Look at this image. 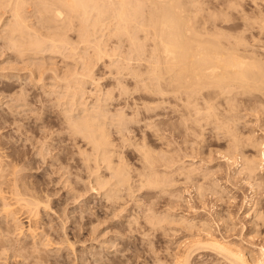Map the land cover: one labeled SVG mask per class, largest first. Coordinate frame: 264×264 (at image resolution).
Here are the masks:
<instances>
[{
  "label": "rangeland",
  "instance_id": "obj_1",
  "mask_svg": "<svg viewBox=\"0 0 264 264\" xmlns=\"http://www.w3.org/2000/svg\"><path fill=\"white\" fill-rule=\"evenodd\" d=\"M45 2L46 0H37V2L36 0H27V4H30L27 8V11L29 12L27 13V15L29 14L28 19H32L29 21V23L31 21L33 22L30 23V26H33L34 24L32 28L36 30V33L39 29V34L40 36H42L41 38L44 41H47L48 44L51 43L50 41L52 40H57L56 42H58V38L65 39V41L67 38L66 44L68 43L69 45L67 44L64 47L59 46V49L57 48L59 52H55V49H51V45L49 46L47 44L46 48L43 49V51L36 52L32 50L30 51L32 52L31 54L30 52H28L30 56H34L33 58L28 55L27 61H29L30 63L24 62L27 63L24 64L18 62L19 60L17 59V56H15V52H13L14 49L12 47H9L11 46L10 44H7L5 34L3 35L4 32H0V35H2L0 37V154L3 158L2 160L4 164L7 165L6 167L9 166L8 168H10L15 165L14 167L17 170L19 169L17 175H19L18 178L21 182L18 184L21 185V183H24V185L28 187V189H33L37 194H39L40 197L45 196L43 199H45L47 196L49 197L48 199L51 200V208L46 211L47 213L44 212L41 215V221H43L45 224L40 221V223L45 225V234H50H48L49 236L46 237L47 242L45 241V243H48V240L51 241L46 244L48 245V247H44V249L41 247L43 251H45L47 248L46 251L48 252L45 251V255L49 253L48 255H46L47 257H45V255L43 254L44 257L48 259L50 257H53V259L56 258L57 260L61 257V262L66 260L64 264H175L176 258L183 255L181 253L187 251V248L188 250L190 248L191 251L199 248L197 251L193 252L194 255L192 253L190 264H230L231 262L228 258L225 259H228L227 261L230 263H228L223 258L224 255H219V253L215 250L217 252L216 254V252L213 251L212 247L209 246L208 249H205V246H207L206 243H204L205 246L201 243L196 245L199 242L198 240L202 239L201 235H199V233L195 231L197 229L195 228L194 230L190 227V224H195L196 221L199 224L201 222L209 224L208 226H211L210 229L217 238L222 240L225 239V241L234 244L236 248L239 247L240 250L243 249L242 251H244V254H246L247 257L250 256L251 258L252 255L250 254L255 253L253 254V257H257L255 259L260 260V250L258 251V249L262 246L264 247V242H261L260 239L257 240V237H254L255 234L251 233L252 224L250 223L253 220L251 217L255 216V211L260 210L262 214H264V158L261 159V156L264 155V145L262 146V144H264V93L262 94V92L264 91L259 93L253 90L252 92L247 94L244 92V94L242 93L243 90L241 88V90L237 88V91L239 90V92H237L236 90L234 92V96H236V99L234 98L235 101L233 99H230V101L233 100V102L228 103V99L225 102L226 99L222 96L216 97L215 92H217V90L213 91L211 89V92L205 90L204 95H210L207 97L205 96V98L207 99L209 105H213V114H215V116L217 115L216 118L210 113H208V116H213L211 119L206 116L207 112L209 111H206V109L208 108H205L208 104L205 98L204 100L199 101V105L204 107V113L202 110V112H200L203 115L194 112L195 115L193 113L194 116L192 115V119L190 118L191 116H183V113L187 110L184 109L186 108V106L182 105L185 104L182 103V99L178 97L173 99V95L172 97L168 95V98H166L167 100L164 101L159 95H157L159 96L157 97L155 94H150V92L142 89L144 85H147L148 83L150 84V79L149 81H147V78L146 81L140 79V81L137 76H135L136 73L141 75L145 74L148 72L147 70L151 68L149 64L152 63V60L151 58L148 59L150 56L148 54L153 50L154 43L152 40L145 41L147 48L146 50L149 51H146V58L144 57L139 60L136 54L132 52V50H128L132 49V47L126 37L120 36L118 37V40L115 36H112L113 38L110 37L106 33V31L105 34H102L103 31H99L97 35L89 36L92 39H87V36H82V33L84 32H82L83 30L80 27L82 23L78 18H75V16L72 17V15L68 13V11H66L67 9L64 8V11L62 7L60 9L65 12V17L63 16L64 18L62 20L59 19L56 21V19H54L55 17L53 12L48 14V12L44 10V8H46L47 10H51L54 7L44 6ZM175 2L178 3L177 5H179V8H186H184L186 11V15L190 14L192 17L189 15L188 16L191 18L196 17V20L199 22L197 23L198 25H202L204 21L207 23L209 22L210 25L209 23L207 24V26H209L207 27V29H209L212 24H216V26L218 27L216 28V30H221L222 32L226 33L224 35V33L220 31L226 38L231 39L230 41L228 39V41L232 42L233 44L230 45V43V46L240 49V51L242 52H240L241 54H248L246 56H252V59H257V62H260L264 67V0H177ZM45 5L49 4L46 2ZM147 8L148 7H146L144 11H148L149 9ZM38 10H44V13H39L38 16ZM46 14L49 19L47 18ZM146 14L148 15V12H146ZM45 16L48 20L44 19ZM6 17L5 22H3L2 24L6 25L10 22V15H6ZM39 17L40 19H42L43 17V19L40 21ZM71 17L77 20H70L69 18ZM213 19L215 21H213ZM54 20L55 24L58 25L60 22V25H53ZM65 22L67 25H65ZM106 23L109 26L108 23L110 22L106 21ZM51 26L53 29L50 28ZM53 26H55L56 28ZM59 27L62 29H60ZM214 27L215 25H212L211 27L212 29H214L212 33L215 32ZM59 29L60 31L63 30V33H59ZM90 30L91 28H89V31ZM36 36L40 37L37 34ZM62 36L65 38H63ZM53 37H55V39ZM80 37L83 39H81ZM98 37L99 39H97ZM138 37H140L141 41L145 39L142 33L139 34ZM236 39L238 41L240 39L242 45L239 42L238 46L237 43L234 46V42L237 41ZM94 41H97L98 45H103L105 43L104 45H106L107 53L112 56L107 57L108 55H106L104 58L100 59V61H98V57H96L97 60H95L96 58L89 59L91 61H94L92 63L93 68L89 69L88 64L91 62L88 60V58H90L92 54V58L95 57V55L97 56V43H95ZM98 41H100V43ZM91 44L95 46L93 47V45ZM56 45L58 44L56 43ZM227 45L228 44H226L225 48L228 49L230 46L228 45V47ZM71 46H73L72 48H75L74 52L72 51ZM107 46L109 48H107ZM86 47H90V49ZM48 48H50L51 50ZM93 48L96 50H94ZM34 52L36 55H38L36 56ZM42 53L45 55H40ZM113 53H115V55H113ZM78 55H80L82 60L81 58H78ZM75 57L77 58L75 59ZM15 58L17 60H15ZM35 58L38 59L35 60ZM83 59L85 62L88 61L89 63H85ZM30 60H32L33 62ZM142 60L146 61L144 62ZM84 64H86L87 66ZM89 66H91V64H89ZM38 67L39 70H37ZM35 68L36 72L34 71ZM85 69L91 71L90 75H92L91 78L92 80L94 79V83L92 80V82H86L90 80L82 78L86 75L88 76V78L90 76L88 70ZM128 69L133 70L130 72ZM85 72L86 74H84ZM32 73H34L35 75L32 76ZM36 73L39 74L36 75ZM18 75L20 76V79H18ZM6 76H9L8 79L6 78ZM145 76L147 77V74ZM166 76L169 77L168 75ZM76 77L78 79H76ZM81 79H84L82 81V84ZM168 79L169 78H167V80ZM68 80L70 81L69 83H67ZM75 80L79 81L78 84H80V86L83 85L82 92L85 93L84 95L83 93L79 94L84 98L82 99V97H79L80 102H84L83 106H86V108L89 107V110L91 109L92 111L95 108L94 111L100 110V113L103 112L104 115L105 113L106 115H108L106 118V121L107 119L109 120L107 121V125L109 128L108 131H111L109 133L112 134V137L110 135V141L114 143L112 145H115L114 148H116L117 150H115V157L119 158V156L121 155L119 161L118 158L116 159L114 157V159H116V163L120 164V166L122 167L127 165L128 169L126 167L124 168L125 170H129V174H127L129 177L127 179H130V182L128 180L127 181L130 185L125 184L126 186L123 185L124 188H121V186H119V188L117 189L114 184V182L116 183V178L111 176V173L107 171L103 166L104 164L96 163L95 159L98 157V154L96 152L93 153L91 147H87L86 142L82 140V136L75 134L74 128H72L74 126L73 123L79 122L80 117L83 116V110H81L80 106H77L80 103L78 99H76L77 102L75 101L76 103H78L77 105L72 101L75 99L74 95L76 93L74 91L77 92V86H79L77 84V81ZM69 85H75L76 89H74L73 86L72 88L74 89V91H71L73 89L71 88L70 90ZM139 87H141L142 90ZM121 88H123V90L125 91H123ZM83 89L86 90L84 91ZM21 90H23L24 92H21ZM54 90L57 92H55ZM69 92H73L75 94H72L71 96ZM205 92L209 93L207 94ZM215 97L217 100L215 99ZM211 99H214V101ZM99 100L103 102L99 103ZM162 100L164 101L163 104ZM158 102L159 104H157ZM201 102H204L203 104H206V106H204ZM143 103L147 108L143 105ZM134 105L138 109L137 111L135 110L136 108L133 107ZM209 105L207 107H209ZM231 105H233V107ZM97 106H99V108ZM76 108L80 109L77 110ZM103 108L105 111L102 110ZM182 108L184 109V111ZM67 109L68 111H66ZM67 112L69 113L70 117L65 119L67 117L65 115L67 114ZM118 113L123 114L120 115ZM73 114L74 116L72 117ZM78 114H80L81 116ZM110 115L113 117H111ZM125 115H127V119L124 117ZM181 115L184 118L186 117V120L183 118L186 125L188 123L187 121H189L187 120V118L191 119L187 126L182 123V117H179ZM109 116L111 117V119ZM197 116L202 118H199ZM118 117H120V119L122 117L124 120H128L129 122L127 121L125 125V122L119 120ZM152 118L154 119L152 120ZM195 118H199L198 121L200 123H196ZM231 118H234L235 120ZM129 119H134V121H130ZM113 120H116L117 122L114 121L116 122L114 124ZM213 120L214 122H212ZM122 123L125 125V127H123L124 125H122ZM217 123L219 125H217ZM228 125H231L233 129ZM188 126H191L189 130ZM221 126H225L231 131L233 130L232 136L230 138L228 137L230 136V134L227 135L229 129L223 127V131ZM214 127L218 128L215 129ZM234 127H236V131ZM128 130H131V132H129ZM234 131L236 132V134L234 133ZM233 134L237 136V138L235 139L243 141V143L242 141L241 143L239 142V146L240 148L243 147L242 152H244L245 157L248 156L249 158H252L254 156H257L258 152L260 154L259 160L260 165L262 164L260 166L261 168L259 167L260 170H257V172L255 173L257 175H253V178H251V181L249 182L246 172H241L243 169L242 164L244 162L242 161L244 156L242 153L239 152L242 155H240L239 153L235 155L237 161L235 159H231L232 162L231 160L229 162H227V160L225 161V156L233 152V148L230 147L233 146V144L228 143V140L230 142L232 137H236ZM79 136H81V138ZM162 138L163 140H161ZM247 138L248 140H253V143H258L259 141L261 143V146L258 145L259 150H255L256 148L251 146V144H253L252 141H247L248 143H251L249 146V144L246 142ZM244 143H247L246 145H248V147ZM141 144H144V146L146 147ZM245 147L247 149L244 150ZM142 148L144 150L146 149L147 151H145L147 153H150L151 155L153 154V157L157 155L158 159L157 157L156 159L158 164L161 162V158L162 160L164 158L167 159L165 160V162L163 161L164 163L161 162V164H164H162L163 166H161V164H159L160 166L157 164V169L155 170L159 169L156 172L160 173L165 171V174L163 173L164 176L162 173V176L160 174L158 175V177L161 176V180L164 179L163 181H165L167 180V178H171V182L168 183V186H165L168 189L164 188L165 190H163V188H158L159 190H156L155 187L149 185L146 177L147 179L151 178L152 180V176L149 177L150 175L146 173L147 171H149L147 170L148 167L146 168L147 165L149 166V163L145 156L143 159L142 153L145 155L146 152L144 153V150ZM227 148L229 150H227ZM111 149H113V147ZM140 149L143 150L142 153ZM162 151L164 154H169V156H171V159L173 158L171 160L172 165L170 163L168 165L166 164V161L169 160L167 157L169 156L163 154L162 157ZM168 151L170 153H168ZM154 152L156 155H154ZM224 153H226V155ZM94 155L97 157H94ZM85 157L87 158L85 159ZM92 157L94 159H92ZM240 157L242 158V160ZM91 159L94 162L91 161ZM120 160H124V164L126 165H122ZM88 161H91V163H88ZM145 163L148 164L145 165ZM164 166H166V169L168 170L164 169ZM192 170L193 172L195 170L193 175H191ZM95 171H98L99 174L96 173L95 175ZM125 172L127 173V171ZM185 172H187V174ZM166 173L168 175L170 174L169 177L165 176L167 175ZM93 174L95 176H103V178L105 176L104 179L113 178L112 180L114 182L109 179L110 181L108 180L109 182L107 181V184L104 185L107 188L104 186H98L95 184V176ZM141 174L143 175L141 176ZM146 174L148 176H146ZM143 176L145 178L142 179L141 177ZM162 177L164 178L162 179ZM204 177L206 180L204 179ZM140 178L142 180H140ZM141 181L143 182L141 183ZM146 181L148 183H146ZM169 181L170 179L167 180V182ZM110 182L111 186L109 184ZM145 183L149 185V188ZM172 183L173 185L171 186ZM142 184L143 186H141ZM213 185L216 188H214ZM202 186L205 190L202 188ZM111 187H115L117 190L114 191L115 188L112 189ZM150 187L152 188L150 189ZM260 187H262V189ZM110 188L111 195L113 197H117L120 195L119 198L117 197L113 199V197H109V195L106 196ZM196 188H201L200 190H203L199 191V189L197 190ZM119 189L121 190L120 193ZM167 190H169L170 192ZM198 191L199 193L201 192L202 195H200ZM114 194H116L117 196H114ZM110 201H112V203ZM255 207H257L258 209ZM251 213L252 215H250ZM20 214H18L19 217L18 223L15 225L16 228H14V226L12 227L13 233L11 234V236L14 240H17V238L21 236L18 229L19 227L20 229L22 227V231L20 232L24 233H22V237L20 239H23L21 241H26L25 236L28 235L26 233L29 232V228L32 227L34 229V225L30 224L26 215H23L22 213ZM147 216H149L150 219ZM151 216L153 218L157 216L160 217V219H157V217L156 220L151 219ZM228 216L231 217L232 220ZM0 218V221L2 222V216H0ZM161 218H163L162 222ZM168 218H171V220H173L168 221ZM135 220H137V222ZM150 220H152L153 222H157L158 220H160V222H157V226V223H154V226L153 222ZM179 220L190 224L186 227L187 224L183 225V223L181 222L180 225ZM188 220L189 222H187ZM149 221L152 223H150ZM177 221L179 222L178 225L177 223H175ZM62 222H64V224H62ZM167 222H170L171 224ZM151 224L153 227L151 226ZM160 224L161 226H159ZM63 226L65 229L63 228ZM188 227L192 230L190 231ZM23 229H25V231ZM186 229L189 230L187 231ZM15 230H18V232ZM26 230L28 232H26ZM258 231L259 234H262L261 236L264 240V227H260ZM198 235L200 236L199 239ZM67 238L70 241L76 243L74 244L73 249L64 248L67 245V243H64V240L66 242ZM200 242L205 241L204 239H202ZM62 244H64V246H62ZM238 244L240 246H238ZM199 245H202V247L204 248H200ZM59 246L62 248L58 254V252L56 253V250ZM196 246L198 248H196ZM54 252L56 253V256H54ZM57 255H59L58 258ZM3 258L5 259V257ZM4 259H0V264L4 262ZM99 261L101 263H97ZM13 263L14 261L10 262V264Z\"/></svg>",
  "mask_w": 264,
  "mask_h": 264
},
{
  "label": "bare ground",
  "instance_id": "obj_2",
  "mask_svg": "<svg viewBox=\"0 0 264 264\" xmlns=\"http://www.w3.org/2000/svg\"><path fill=\"white\" fill-rule=\"evenodd\" d=\"M29 1V0H28ZM43 1V0H42ZM177 1V0H175ZM174 0H46V2L49 4V5H45L44 6H52L54 7L53 9H46L44 8V10H46L49 13H52L54 14V19L57 20H62L65 16H64V13L62 11V8H66L68 11V13H70L72 15V17L75 16V18H78L79 21L82 23L81 24V28H82V33L83 35L82 36H87L85 38L89 39L91 35H97V33L100 31L103 33L102 34H105V31L106 33L112 37V36H115L117 39L118 37L120 36H123V37H126L128 39V41L130 42L129 44L131 45L132 49H128L129 51L132 50L133 53L136 54V56L138 57L139 60H141L142 58H146V51H149V50H146V42L147 40L149 41H153L154 43V46H153V50L151 51V53H149L148 55L150 59L152 60V63L149 64V66H151L150 69H148L147 71H143V72H147L145 74H137L135 76H137V78L140 80V79H143L144 81H146V78L148 79L147 81H149L150 79V84L148 83L147 85H144V87L142 89L153 93L155 94L156 96L159 95L161 97V99H163L164 101L167 100L166 98H168V95H170L172 97V95L174 97H172L173 99L178 97L180 99H182V103H185V104H182V105H185L187 111H185L183 113V116H191L190 118L192 119V117L195 115V113H200L204 110V107H202L200 104V100H204L205 96H210V95H204V91L208 90V91H216L215 94H216V97L217 96H222L223 98H225V102L227 101V99L229 100L228 103L230 102H233L234 98L236 96H234V92L235 90L237 91V88H239V90H243L242 93H250L252 92L253 90H255V92H259L261 93L262 91H264V67L261 65V63L257 62V59L255 60V58L252 59V56H246L248 54H241L242 52L240 51V49H238L237 47H233V46H230V45H233L232 42H229L231 39L229 38H226L224 35L226 33L222 32L221 30H216V28H218L216 26V24H212L213 26L215 25V32L212 33L214 31V29H212V25L209 29H212V30H209L207 29V22L204 21V23L201 25H198L197 23H199L197 20H196V17L195 18H191L192 16L190 14H187L186 15V11L184 8H179V5H177L178 3H176ZM37 2V0H36ZM39 2V1H38ZM175 2V3H174ZM182 3V2H181ZM31 4V2H30ZM30 4H27V0H0V32H4L3 35L5 34V39L7 41V44H10L11 46L9 47H12L14 49H12L13 52H15V56H17V59L19 60L18 62H21V63H24V62H29L27 61L28 60V55L30 51H36V52H40V51H43V49L46 48V45L48 44L47 41H44L40 36V31L38 29L37 33L35 32L36 30L33 29L32 27L33 26L31 25L30 26V23H33L32 21L29 23L30 20L32 19H28V15L27 13H29L27 11V8L29 7ZM37 4V3H36ZM41 5V4H40ZM43 5V4H42ZM32 7V6H30ZM143 7H148L147 9H149L148 11H144L145 8ZM36 8V7H35ZM51 8V7H50ZM143 8V9H142ZM34 9V8H33ZM40 9V8H39ZM42 9V8H41ZM30 10V9H29ZM43 10V11H44ZM37 11V10H36ZM39 11V10H38ZM42 10H40L38 12V16H39V13L42 14L43 12ZM65 11V9H64ZM145 13H144V12ZM34 12V11H33ZM146 12H148V15L146 14ZM44 13V12H43ZM188 13V12H187ZM10 15L11 17V20L9 23H7L6 25L5 24H2L3 22H5V19L7 18L6 15ZM35 14V13H34ZM67 14V13H66ZM65 14V15H66ZM147 17H146V15ZM45 15V14H43ZM191 17H189V16ZM42 16V15H41ZM40 16V17H41ZM47 16V14H46ZM44 19H47V18ZM64 16V17H63ZM6 17V18H5ZM9 17V16H8ZM39 17V19H40ZM71 17V18H72ZM37 18V17H36ZM35 18V19H36ZM68 18V17H67ZM69 18L70 20H73L74 18ZM43 19V17H42ZM40 19V21L42 20ZM49 19V18H48ZM47 19V20H48ZM215 19V18H214ZM213 19V21H215ZM65 20H68V19H65ZM63 20V21H65ZM74 20H77V19H74ZM73 20V21H74ZM196 20V21H195ZM263 20V19H262ZM46 21V20H45ZM51 21V20H50ZM49 21V22H50ZM106 21H109L110 23L109 26L107 25ZM211 21V20H210ZM44 22V20H43ZM47 22V21H46ZM72 22V21H70ZM58 23V22H57ZM214 23V22H213ZM261 23V22H260ZM52 24V23H51ZM50 24V25H51ZM62 24V23H61ZM73 24V23H72ZM206 24V25H205ZM53 25H60V22L59 24H55V20L53 22ZM64 25V24H63ZM65 25L66 22H65ZM68 25H69V22H68ZM71 25V23H70ZM80 25V24H79ZM83 25V27H82ZM210 25V23H209ZM259 25V23H258ZM262 26V25H261ZM8 27V28H7ZM37 27V26H36ZM55 27V26H53ZM62 27V26H61ZM63 27H66V26H63ZM68 27V26H67ZM70 27V26H69ZM38 28V27H37ZM49 28V27H47ZM52 28V26L50 27ZM56 28V27H55ZM60 28V27H59ZM73 28V27H72ZM89 28H91V30L89 31ZM263 28V27H262ZM53 29V28H52ZM62 29V28H60ZM59 29V33H63V30L60 31ZM65 29V28H64ZM68 30V29H67ZM81 31V30H79ZM224 33V35L221 33ZM57 32V33H58ZM65 32V31H64ZM43 33V32H41ZM50 33V32H49ZM53 33V32H52ZM51 33V34H52ZM66 33V32H65ZM86 33V34H85ZM143 34L144 35V40H140V37H138L139 34ZM2 34V33H1ZM39 35L40 37H37L36 36ZM56 34V33H55ZM81 34V33H80ZM53 35V34H52ZM57 35V34H56ZM59 35V34H58ZM66 35V34H65ZM239 35V34H238ZM2 35H0L1 37ZM50 36V35H49ZM67 36V35H66ZM92 36V37H93ZM107 36V35H106ZM227 36V35H226ZM230 36V34H229ZM56 37V36H55ZM55 37H53L55 39ZM60 37V36H59ZM63 37V36H62ZM109 37V38H110ZM3 38V37H2ZM65 38V37H63ZM81 38V37H80ZM94 38V37H93ZM104 38V37H103ZM107 38V37H106ZM113 38V37H112ZM122 38V37H121ZM244 38V37H243ZM4 39V40H5ZM51 39V38H50ZM83 39V38H81ZM92 39V38H90ZM95 39V38H94ZM99 39V37L97 38ZM111 39V38H110ZM124 39V38H123ZM142 39V38H141ZM229 39V41H228ZM234 39V38H233ZM232 39V40H233ZM52 40V39H51ZM86 40V39H85ZM105 40V39H104ZM108 40V39H106ZM119 40V39H118ZM121 40V39H120ZM237 40V39H236ZM235 40V41H236ZM3 41V40H2ZM49 41V40H48ZM57 40H52L50 41L51 43H49L48 45L50 46V48L52 49H55L54 51L55 52H59V50H57V48L59 49V46L60 47H64L66 44V41H67V38H66V41L65 39H59L58 38V42H56ZM83 41V40H82ZM89 41V40H88ZM88 41H85V42H88ZM58 45H56V43ZM84 42V41H83ZM91 42V40H90ZM95 42V41H94ZM100 43V41H98ZM102 42V41H101ZM104 42V41H103ZM106 42V41H105ZM109 42V41H108ZM107 42V43H108ZM240 42V39L239 41L237 40L236 42H234V46L236 45L237 43V46H238V43ZM244 42V41H243ZM97 43V41L95 42ZM122 43V42H121ZM148 43V42H147ZM231 43V44H230ZM241 43V42H240ZM6 44V43H5ZM6 44V45H7ZM105 44V43H104ZM103 44V45H104ZM127 44V43H126ZM226 44H230L228 47L231 48V49H227L225 48L226 47ZM69 45V44H68ZM85 45H90V44H85ZM93 45V44H91ZM98 45L97 43V56L95 55V57H91L88 58L89 59H95L96 57H98V61H100V59L104 58L106 55H108L107 57L109 56H112L110 54L107 53V49H106V45ZM150 45V44H149ZM240 45V44H239ZM242 45V43H241ZM48 46V47H49ZM95 45H93L94 47ZM102 46V47H101ZM245 46V45H244ZM249 46V45H248ZM73 46H71L72 48ZM242 47V46H241ZM48 48V49H50ZM86 48H89L90 47H86ZM107 48H109L107 46ZM47 49V51H48ZM50 49V50H51ZM65 49V48H64ZM88 49V50H89ZM94 49V48H93ZM117 49V48H116ZM115 49V50H116ZM75 48H72V51L74 52ZM96 50V49H94ZM113 50V49H112ZM45 51V50H44ZM111 51V50H109ZM108 51V52H109ZM114 51V50H113ZM245 51V50H244ZM52 52V51H51ZM62 52V51H61ZM71 52V51H70ZM116 52V51H115ZM241 52V53H240ZM32 52H30L31 54ZM46 53V52H44ZM54 53V52H53ZM72 53V52H71ZM107 53V54H106ZM132 53V54H133ZM35 54V52H34ZM36 55V54H35ZM38 55V54H37ZM36 55V56H37ZM40 55H45V54H40ZM72 55V54H70ZM113 55H115V53H113ZM134 55V54H133ZM132 55V56H133ZM147 55V56H148ZM14 56V57H15ZM30 56V55H29ZM79 57L78 58H81L80 55H78ZM254 56V55H253ZM30 57H33L34 56H30ZM29 57V58H30ZM71 57V56H70ZM116 57V56H115ZM114 57V58H115ZM77 57H75L76 59ZM113 58V57H112ZM15 58V60H17ZM32 59V58H31ZM38 59V58H35V60ZM74 59V58H72ZM137 59V58H136ZM82 60V58H81ZM87 60V59H86ZM97 60V58L95 59ZM110 60V58H109ZM147 60V59H146ZM146 60H142V61H146ZM32 61V60H30ZM79 61V60H78ZM84 61V59H83ZM91 63H89L88 61H86L87 63L91 64V66H89L88 64V68L89 69H92L93 66H92V63L94 61H91L89 60ZM134 61V59H133ZM261 61V60H260ZM33 62V61H32ZM85 62V61H84ZM85 62V63H86ZM112 62V61H111ZM138 62V61H137ZM147 62H151V61H147ZM30 63V62H29ZM116 63V62H115ZM114 63V64H115ZM140 63V62H139ZM16 64V63H15ZM24 64H27V63H24ZM118 64V63H117ZM148 64V63H147ZM29 65V64H28ZM28 65H25V66H28ZM86 65V64H84ZM94 65V64H93ZM31 66H32V63H31ZM87 66V65H86ZM113 66V65H111ZM127 66V65H126ZM30 67V66H29ZM91 67V68H90ZM147 67V66H146ZM28 68V67H27ZM86 68V67H85ZM118 68V67H117ZM32 69V68H31ZM34 69V68H33ZM41 69V68H40ZM135 69V68H134ZM137 69V68H136ZM39 70V67L38 69ZM85 70H88V69H85ZM118 70V69H117ZM130 72L133 70H130L128 69ZM138 70V69H137ZM137 70H134V71H137ZM150 70V71H149ZM36 72V68L34 70ZM33 71V72H34ZM142 71V70H141ZM140 71V72H141ZM34 72V73H35ZM40 72V71H39ZM89 75H90V72L89 71ZM34 73H32V76L35 75ZM41 73V72H40ZM93 73V71H92ZM133 73V72H132ZM149 73V75H148ZM39 73H36V75H38ZM86 74V72L84 73ZM147 74V77L145 76ZM134 75V74H133ZM166 75H168L169 77H167ZM83 76V75H82ZM144 76H145V79H144ZM9 76H6V78L8 79ZM17 77V76H16ZM78 77H81V76H78ZM92 75L88 76L86 75L85 77L83 76L82 78L84 79H88L90 81H86V82H92ZM169 78L167 80V78ZM91 78V79H90ZM18 79H20V76L18 75ZM76 79H78L76 77ZM83 79V80H84ZM81 79V84H82V81ZM92 80V81H91ZM136 80V79H135ZM74 81V80H73ZM77 81V80H75ZM141 81V80H140ZM70 81L68 80L67 83H69ZM79 83V81H77V84ZM94 83V81H93ZM96 83V81H95ZM73 84V83H72ZM84 84V83H83ZM79 86H77V92L74 91V89H76V86L73 85H69L70 86V90L71 88L73 90L71 91H74L75 93H70L71 96L72 94H75V99L72 100L74 103L77 102L76 99H78V101L80 102V99L79 97L82 99L83 96H80L79 94H82L84 95L85 92H82V88H83V85L80 86V84H78ZM142 85V86H143ZM85 87V86H84ZM141 89V87H139ZM241 88V89H240ZM123 90V88H121ZM126 89V88H125ZM141 89V90H142ZM210 89V90H209ZM212 89V90H211ZM84 90V89H83ZM86 90V89H85ZM84 90V91H85ZM128 90V89H127ZM126 90V91H127ZM139 90V89H138ZM143 90V92H144ZM239 90L237 92H239ZM23 90H21L22 92ZM55 91V90H54ZM53 91V92H54ZM125 91V90H123ZM18 92V91H17ZM20 92V91H19ZM24 92V91H23ZM57 92V91H55ZM81 92V93H80ZM129 92V91H128ZM236 92V93H237ZM124 93V92H123ZM207 93V92H205ZM209 93V92H208ZM207 93V94H208ZM214 93V92H213ZM212 93V94H213ZM244 93V94H245ZM254 93V92H253ZM252 93V94H253ZM264 92H262L263 94ZM18 94H21V93H18ZM23 94V93H22ZM55 94V93H54ZM128 94V93H127ZM211 94V95H212ZM214 94V95H215ZM238 94V93H237ZM241 94V93H240ZM86 95V94H85ZM236 95V94H235ZM260 95V94H259ZM73 96V97H74ZM153 96V95H152ZM157 96V97H159ZM180 96V97H179ZM183 96V97H182ZM234 96V97H233ZM251 96V94H250ZM255 96V95H254ZM85 97V96H84ZM215 97V99H216ZM67 98V97H66ZM156 98V97H155ZM170 98V97H169ZM242 98V97H241ZM262 98V97H261ZM72 99V98H71ZM81 99V100H82ZM160 99V100H161ZM230 99H233L230 101ZM236 99V98H235ZM253 99V98H251ZM69 100V99H68ZM67 100V102H68ZM162 100V104H163V101ZM170 100V99H169ZM179 100V99H178ZM206 102H207V99L205 98ZM214 101V99H211ZM217 100V99H216ZM24 101V100H23ZM71 101V102H72ZM76 101V102H75ZM86 101V100H85ZM224 101V100H223ZM235 101V100H234ZM25 102V101H24ZM66 102V101H65ZM66 102V103H67ZM100 102H103V101H100L99 100V103ZM161 102V101H160ZM168 102V101H166ZM165 102V104H166ZM220 102V101H219ZM70 103V102H69ZM68 103V104H69ZM107 103V102H106ZM170 103V102H169ZM202 103V102H201ZM204 103V102H203ZM202 103V104H203ZM208 103V102H207ZM235 103V102H234ZM78 103H76L77 105ZM84 102H80L77 106H80L81 107V110H83V116L80 117L79 119V122H75L73 123L74 126L72 128H74V131H75V134H78V135H81L82 136V140H84L86 142V146L88 147H91L92 149V152H96L98 154V157L94 155V157H97L95 159L96 163L97 164H104L103 166L106 168L107 171H109L111 173V176L112 177H115L116 178V183L112 180V182H114L115 186L117 187V189L119 188V186H121V188L125 185V184H128V181L130 182V179H127L129 176L127 174L129 170H127V165L124 164V160L120 162L122 163V165H126L124 167H126L127 169L125 170L124 167L120 166V164L116 163V159L118 157H115L116 156V148L115 145H112L114 143H112L110 141V135L112 137V134H110L109 132L111 131H108V123L107 121H109L107 119L106 121V118L108 115H105L102 113H100V110L99 111H93L90 109L89 110V107L86 108V106L84 107L83 106ZM87 104V103H86ZM103 104V103H101ZM159 104V102L157 103ZM156 104V105H157ZM164 104V105H165ZM176 104V103H175ZM223 104V103H222ZM237 104V103H236ZM144 105V103H143ZM180 105V104H179ZM204 105V104H203ZM209 105V103L207 104V106ZM211 105V106H210ZM209 107L206 106V104L204 106H206L205 108H208L206 109V111L208 110L209 112H207V117H209V119H211L212 117L208 116V113H210L211 115H214L213 114V111H214V107H212L213 105L210 104ZM100 106V105H99ZM99 106H97L99 108ZM104 106V105H103ZM101 106V107H103ZM107 106V105H106ZM145 106V105H144ZM150 106V105H149ZM148 106V107H149ZM159 106V105H158ZM229 106V105H228ZM233 107V105H231ZM68 107V106H67ZM135 107V105L133 106ZM139 107V106H138ZM146 107V106H145ZM144 107V108H145ZM155 107V105H154ZM163 107V106H162ZM177 107V106H176ZM203 109H201V108ZM227 107V106H226ZM69 108V107H68ZM72 108V107H71ZM70 108V109H71ZM136 108V107H135ZM147 108V107H146ZM150 108V107H149ZM160 108V107H159ZM164 108V107H163ZM238 108V107H237ZM77 110H79L78 108H76ZM97 109V108H96ZM101 109V108H100ZM141 109V108H140ZM154 109V108H153ZM157 109V108H156ZM183 109V108H182ZM183 109V111H184ZM228 109V108H227ZM236 109V108H235ZM234 109V110H235ZM103 111L104 108L102 109ZM136 111L138 110L137 108L135 109ZM134 110V111H135ZM147 110V109H145ZM144 110V111H145ZM152 110V109H151ZM202 110V111H201ZM229 110V109H228ZM233 110V109H232ZM68 111V109L66 110ZM71 111V110H70ZM69 111V112H70ZM76 111V110H75ZM174 111V110H173ZM172 111V112H173ZM182 111V110H181ZM205 111V113H206ZM73 112V111H72ZM147 112V111H146ZM195 112V113H194ZM79 113V112H78ZM151 113V112H150ZM166 113V112H165ZM194 113V115H193ZM204 113V111H203ZM67 114L69 115V113L67 112ZM67 114H65L67 118L70 117V115L68 116ZM72 114V113H71ZM81 114V113H80ZM78 114V115H80ZM118 114H123V113H118ZM135 114V113H134ZM177 114V113H176ZM77 115V116H78ZM148 115V114H147ZM157 115V114H156ZM155 115V116H156ZM193 115V116H192ZM199 115V114H197ZM200 115H203L202 113H200ZM64 116V115H63ZM74 116V114L72 115V117ZM81 116V115H80ZM111 116V115H110ZM109 116V117H110ZM118 116V115H117ZM116 116V117H117ZM127 115H125L124 117L126 118ZM136 116V115H135ZM177 116V115H176ZM182 115L179 116V117H182L181 120H183V117ZM205 116V115H204ZM217 116V115H216ZM215 116V118H216ZM102 117V118H101ZM108 117V118H109ZM113 117V116H111ZM110 117V119H111ZM123 117V115H122ZM121 117H118L119 120H122L124 121L125 125H126V122L128 120H124L123 118ZM133 117V116H132ZM140 117V116H139ZM158 117V116H157ZM199 117V116H197ZM196 117V118H197ZM78 118V117H76ZM138 118V117H137ZM161 118V117H160ZM186 118V117H185ZM184 118V119H185ZM190 118H187V120H191ZM195 118V119H196ZM199 118H202V117H199ZM198 119H193L196 121V123H200ZM117 119V118H116ZM127 119V118H126ZM135 119V118H134ZM134 119L130 120V121H134ZM154 118H152L153 120ZM180 119V118H179ZM231 119H234V118H231ZM72 120V119H71ZM70 120V121H71ZM77 120V119H76ZM150 120V119H149ZM177 120V118H176ZM186 120V119H185ZM192 120V121H193ZM203 120V119H201ZM218 120V119H216ZM215 120V121H216ZM235 120V119H234ZM66 121V120H65ZM69 121V119H68ZM116 121V120H113V122ZM179 121V120H178ZM189 121H187L189 123ZM208 121V119H207ZM233 121V120H232ZM72 122V121H71ZM112 122V123H113ZM117 122V121H116ZM114 122V124L116 123ZM121 122V121H119ZM129 122V121H128ZM182 122V121H181ZM180 122V123H181ZM185 121L183 120L182 123H184ZM205 122V120H204ZM203 122V123H204ZM214 122V120L212 121ZM69 123V122H68ZM151 123V122H150ZM155 123V122H154ZM166 123V122H165ZM187 123V125H188ZM194 123V122H193ZM70 124V123H69ZM71 124V125H73ZM122 123V125H124ZM134 124V123H133ZM136 124V123H135ZM157 124V123H156ZM178 124V123H177ZM219 124H220V121H219ZM217 123V125H219ZM226 124V123H224ZM67 125V124H66ZM111 125V124H110ZM125 125L123 127H125ZM159 125V124H158ZM163 125V124H162ZM184 125H186V123H184ZM183 125V126H184ZM186 125V126H187ZM190 125V124H189ZM194 125V124H193ZM216 125V124H215ZM216 125V126H217ZM222 125V124H221ZM70 126V125H69ZM114 126H117V125H114ZM174 126V125H173ZM192 126V125H191ZM190 126V127H191ZM206 126V125H205ZM229 127H231V125H228ZM234 126V125H233ZM71 127V126H70ZM110 127V126H109ZM121 127V126H120ZM154 127V126H153ZM157 127V126H156ZM181 127V126H180ZM190 127L188 126V130L190 129ZM201 127V126H200ZM222 127V126H221ZM219 127V128H221ZM225 127V126H223ZM222 127L223 131H224V128ZM116 128V127H115ZM129 128V127H128ZM131 128V127H130ZM158 128V127H157ZM215 128V127H214ZM218 128V127H216ZM215 128V129H216ZM226 128V127H225ZM232 128V127H231ZM235 128V131H236V127ZM120 129V128H119ZM122 129V128H121ZM124 129V128H123ZM201 129V128H200ZM203 129V128H202ZM226 129H229V128H226ZM233 129V128H232ZM73 130V129H72ZM117 130V129H116ZM185 130V129H184ZM187 130V129H186ZM219 130V129H217ZM126 131V130H125ZM129 132H131V130H128ZM127 131V132H128ZM159 131V130H158ZM227 131V130H226ZM234 131V133L236 134V132ZM121 132V131H120ZM176 132V131H175ZM188 132V131H187ZM204 132V131H203ZM219 132V131H218ZM221 132V131H220ZM126 133V132H125ZM153 133V132H152ZM157 133V132H156ZM178 133V132H177ZM197 133V132H196ZM215 133V132H213ZM224 133V132H223ZM232 133H233V130L231 131L230 129L228 130V134H230V136H228L229 138L232 136ZM201 134V133H200ZM217 134V133H216ZM226 134V133H225ZM121 135V134H120ZM225 135V136H227ZM234 135V134H233ZM238 135V134H237ZM81 136H79L81 138ZM163 136V135H162ZM184 136V135H183ZM187 136V135H186ZM199 136V135H198ZM224 136V137H225ZM236 136V135H234ZM121 137V136H120ZM123 137V135H122ZM132 137V136H131ZM185 137V136H184ZM219 137V136H218ZM239 137V136H238ZM130 138V137H129ZM144 138V137H143ZM196 138V137H195ZM223 138V137H222ZM237 138L236 137H232L231 141L229 142L228 140V143L229 144H233V146H230L233 148V152H231V154H227L228 152L224 153L226 156H225V161L227 160V162H229L231 159H235L236 160V157L235 155L238 154L239 152L242 153L244 155V152H242V148H240L239 146V142L241 143L242 140H238V139H235ZM122 139V138H120ZM131 139V138H130ZM160 139V138H159ZM227 139V138H226ZM240 139V138H239ZM246 139V138H245ZM256 139V138H255ZM136 140V139H135ZM163 140V138L161 139ZM183 140V139H182ZM198 140V138H197ZM195 140V141H197ZM200 140V139H199ZM204 140V139H203ZM217 140V139H216ZM222 140H225V139H222ZM221 140V141H222ZM128 141V140H127ZM143 141V140H142ZM245 141V140H244ZM247 141H252L253 143V140H246ZM130 142V141H129ZM164 142H167V141H164ZM248 143L249 146L251 143ZM243 143V141H242ZM246 143V144H247ZM258 143H260L258 141ZM256 142H254L253 144H251L252 147L256 148L255 150H257L259 147L258 145L261 146V143L258 144ZM264 143V142H263ZM245 144V143H244ZM245 144V145H246ZM144 146V144H141ZM227 145V144H226ZM241 145V144H240ZM244 145V146H245ZM264 144H262L263 146ZM171 146V145H170ZM169 146V147H170ZM229 146V145H228ZM243 146V144H242ZM248 147V145H246ZM113 147V149H111ZM138 147V146H137ZM146 147V146H144ZM168 147V148H169ZM250 148V147H249ZM262 148V147H261ZM260 148V149H261ZM143 149V148H142ZM141 150V153L143 152V150ZM247 149L246 147L244 148V150ZM251 150H253L252 148H250ZM82 150V149H81ZM116 150V151H115ZM146 150V149H145ZM144 150V153L147 151ZM170 150V149H169ZM227 150H229L227 148ZM243 150V151H244ZM259 150V149H258ZM200 151V150H198ZM224 151V150H223ZM254 151V150H253ZM84 152V151H83ZM151 152V151H149ZM160 152V151H159ZM167 152V151H166ZM258 152V151H257ZM263 152V151H262ZM153 153V152H151ZM161 153V152H160ZM168 153H170L168 151ZM233 153V154H232ZM239 153V154H240ZM260 153H261V150H260ZM96 154V155H97ZM163 151H162V157H163ZM166 154V153H165ZM164 154V155H165ZM174 154V153H173ZM240 154V155H242ZM92 155V154H91ZM119 155V154H118ZM117 155V156H118ZM140 155V154H139ZM143 155V159H144V156L145 158L147 159L148 163H149V166L147 165L146 168L148 167L146 173H148V175H150L149 177L152 176V180L151 178L150 181L149 179H147L146 177V180L149 182V185L152 186V187H155V189L157 190L158 188H163V190H165L164 188H166L165 186L167 185L168 186V183L171 182V178L169 177V175H165L169 178H167V180L170 179L169 182H167V180L163 181L164 177H162L163 180H161V176L162 174L165 172H156L158 170H155L157 169V155L155 154L154 152V156L153 157V154L151 155L150 153H145V155L142 153ZM159 155V154H158ZM167 156H169V154H166ZM180 155V154H179ZM256 155V153H255ZM259 152L257 153V156H254L252 158H249L248 156L245 157V155L243 156V160L241 158L243 162L242 166H243V169L241 172L247 174V178H248V182L251 181V178H253V175H257L255 174L257 172V170L259 171V167L262 165H260V160H259ZM85 156V155H83ZM121 156V155H120ZM120 156L118 158V161L120 159ZM141 156V155H140ZM160 156V155H159ZM166 156V157H167ZM264 155H262L261 159H263ZM88 157V156H87ZM85 157V159L87 158ZM91 157V156H90ZM114 157L116 159H114ZM157 157V159H156ZM165 157V156H164ZM171 156L167 157L169 160L166 161V164L168 165L169 163L171 164V159L170 158ZM239 157V156H237ZM142 158V157H141ZM161 158V157H159ZM239 158V160H240ZM2 156L0 154V216H2V222L0 221V259H4L3 257H5L4 259V262L2 264H10V262H13V264H64L66 262L63 261L61 262L62 258L60 259H56L53 257H50L49 259L48 258H45L47 257L46 254L45 255V251H43L41 249V247L44 249V247H48V244L49 241L48 240V243H45L46 241V237H48L50 234L47 233L45 234L44 232V227H45V223L43 221H41V215L42 213L46 212L47 210H49L51 207H50V202L51 200L48 199L49 197L46 196L45 199H43L45 196H39V194H37L33 189H28V187H26L24 185V183H20L21 181H19V178L17 175L18 174V170L14 167L15 165H13L12 167L8 168L6 167L7 165L4 164L3 160H2ZM90 159V158H89ZM88 159V160H89ZM92 159H94L92 157ZM91 159V161H93ZM179 159V158H178ZM178 159H177V162H178ZM165 160H167L166 158H164L162 160V158L160 159L161 162H165ZM175 160V159H174ZM181 160V159H180ZM224 160V159H223ZM231 160V162H232ZM238 160V161H239ZM91 161H88V163H91ZM159 161V162H160ZM196 161V160H195ZM237 161V160H236ZM259 161V163H258ZM94 162V161H93ZM144 162V160H143ZM142 162V163H143ZM161 162L159 164H161ZM163 162V163H164ZM173 162V161H172ZM262 162V161H261ZM141 163V162H140ZM148 163H145L148 164ZM162 163V164H163ZM234 163V162H233ZM158 164V165H159ZM161 164V166H163ZM174 164V163H173ZM176 164V162H175ZM231 164V163H230ZM166 165V166H167ZM172 165V164H171ZM185 165V164H184ZM156 166V168H155ZM160 166V165H159ZM158 166V168H159ZM166 166H164V169H166ZM237 166V165H236ZM90 167V166H89ZM88 167V168H89ZM96 167V166H94ZM143 167V165H142ZM168 167V166H167ZM173 167V166H171ZM177 167V166H176ZM189 167V165H188ZM193 167V166H192ZM18 168V167H17ZM124 168V169H123ZM145 168V167H144ZM162 168V167H161ZM242 168V167H241ZM261 168V167H260ZM9 169V170H8ZM93 169V168H92ZM188 169V168H187ZM193 169V168H192ZM240 169V168H239ZM263 169V167H262ZM168 170V169H166ZM170 170V169H169ZM186 170V169H185ZM190 170V169H189ZM219 170V169H218ZM127 171V173L125 172ZM135 171V170H134ZM162 171V170H161ZM172 171V170H171ZM183 171V170H182ZM92 172V171H91ZM94 172V171H93ZM131 172V171H130ZM137 172V171H136ZM143 172V171H142ZM150 172V173H149ZM179 172V171H178ZM193 175L194 172L193 170L191 171ZM190 172V173H191ZM198 172V171H197ZM238 172V171H237ZM99 174L98 171H95V175ZM145 173V172H144ZM180 173V172H179ZM187 174V172H185ZM190 173H189V176H190ZM214 173V172H213ZM219 173V172H218ZM240 173V171H239ZM238 173V174H239ZM242 173V174H243ZM93 174V175H94ZM161 175L160 177H158V175ZM165 174V173H164ZM163 174V176H164ZM197 174V173H196ZM245 174V175H246ZM94 175V176H95ZM109 175V174H108ZM143 174H141L142 176ZM146 174V176H148ZM201 175V174H200ZM241 175V174H240ZM244 175V176H245ZM140 176V174H139ZM145 176V175H144ZM141 177L142 179L145 178V177ZM185 176V175H184ZM197 176V175H196ZM182 177V175H181ZM198 177V176H197ZM211 177V176H210ZM246 177V176H245ZM105 178V176H104ZM103 176H100V175H97L95 176V179L93 177V179L95 180V184L98 185V186H104L105 184H107V181L109 180L108 178L107 179H104ZM140 178V180H142ZM188 178H191V177H188ZM196 178V177H195ZM166 179V178H165ZM186 179V178H185ZM205 179V177H204ZM246 179V178H245ZM250 179V180H249ZM109 180V181H110ZM128 180V181H127ZM132 180V179H131ZM145 180V179H144ZM173 180V179H172ZM188 180H191V179H188ZM206 180V179H205ZM204 180V181H205ZM108 181V182H109ZM146 181V183H148ZM186 181V180H185ZM247 181V180H246ZM245 181V182H246ZM261 181V180H260ZM143 181H141L142 183ZM173 182V181H172ZM247 182V183H248ZM145 183V184H146ZM203 183V182H202ZM257 183V182H255ZM110 186H111V182L109 183ZM113 184V183H112ZM144 184V185H145ZM201 184V183H200ZM215 184V183H213ZM130 185V184H128ZM127 185V186H128ZM147 185V184H146ZM149 185L148 188H149ZM173 185V183L171 184V186ZM211 185V183H210ZM108 186V187H110ZM113 186V185H112ZM126 186V185H125ZM143 186V184L141 185ZM214 186V185H213ZM250 186V185H249ZM258 186V185H257ZM262 186V185H261ZM97 187V186H96ZM106 187V186H104ZM132 187V186H130ZM129 187V188H130ZM146 187V186H145ZM150 187V189L152 188ZM200 187V186H199ZM211 187V186H210ZM264 187V186H263ZM94 188H95V185H94ZM93 188V189H94ZM99 188V187H98ZM107 188V187H106ZM112 188V187H111ZM111 188L108 192V194H106V196L109 195V197H113L111 195ZM115 187H113L112 189H114ZM120 188V189H121ZM127 188V187H126ZM147 188V189H148ZM203 188V186H202ZM214 188H216L214 186ZM219 188V186H218ZM262 189V187H260ZM116 188L114 189L117 190ZM119 189V190H120ZM154 189V188H153ZM168 189V188H166ZM197 190L199 188H196ZM201 189V188H200ZM199 191H202L200 190ZM106 190V189H104ZM122 190V189H121ZM121 190L119 191V193L121 192ZM159 190V189H158ZM205 190V189H204ZM218 190V189H217ZM221 190V189H220ZM169 191V190H167ZM198 191V193H199ZM259 191V190H258ZM264 191V189H263ZM166 192V191H165ZM170 192V191H169ZM115 193V192H113ZM168 193V192H167ZM216 193V192H215ZM118 194V193H117ZM163 194V192H162ZM200 195L201 192L199 193ZM205 194V193H204ZM218 194V193H217ZM173 195V194H172ZM114 196H117L116 194H114ZM120 196V195H119ZM119 196H117L119 198ZM117 197H113L114 198H117ZM108 198V197H106ZM121 200V198H120ZM112 203V201H110ZM116 202V201H115ZM255 204V203H254ZM117 205V204H115ZM257 206V205H256ZM117 207V206H116ZM258 207V206H257ZM255 207V208H257ZM112 208V207H111ZM254 208V206H253ZM260 208V207H259ZM258 209V208H257ZM263 209V208H262ZM261 209V210H262ZM118 211V210H116ZM252 211V210H251ZM255 211V209H254ZM254 211H253V214H254ZM51 212V210H50ZM22 213L23 215H26V217L28 218V221L30 222V224H33L34 225V229L31 227L29 228V232L26 230V234H28V238L27 236L26 237V241H21L23 239H20L22 237V233L24 232H20L22 231V227L20 229L19 227V234L21 235L19 238H17V240H14L11 236V234L13 233V229L12 227L14 226V228H16V224L18 223V214ZM47 213V212H46ZM150 213V212H149ZM250 213V212H249ZM264 213V212H263ZM21 215V214H20ZM231 215V214H230ZM229 215V216H230ZM252 215V213L250 214ZM137 216V215H136ZM170 216V215H169ZM228 216V217H229ZM232 216V215H231ZM138 217V216H137ZM145 217V216H143ZM149 218V216H147ZM146 217V218H147ZM157 217V216H156ZM156 217L153 218L151 216V219H155L156 220ZM174 217V216H173ZM133 218V217H132ZM136 218V217H135ZM160 219V217H157V219ZM166 218V217H165ZM164 218V219H165ZM231 220L232 218L229 217ZM253 220L251 221L250 224H252V230H251V233L252 234H255L254 237H257V240L260 239L261 242H264L263 238H262V234H259V231L258 229L260 227H264V214H262V212L260 210H257L255 211V216L254 217H251ZM250 218V219H251ZM1 219V218H0ZM150 219V218H149ZM162 219L161 218V222H162ZM169 219V218H168ZM175 219V218H174ZM154 220V221H155ZM173 220V219H172ZM171 218L168 220V221H172ZM177 220V219H176ZM187 220V219H186ZM40 221L42 223H40ZM137 222V220H135ZM134 221V222H135ZM152 221V220H150ZM149 221V222H150ZM223 221V219H222ZM28 222V223H29ZM133 222V223H134ZM135 222V223H136ZM153 222V221H152ZM150 222V223H152ZM157 222H160V220H158ZM157 222H153V225L155 226L154 223H157ZM166 222V220H165ZM180 222V223H179ZM179 222H175L178 223L181 225V222L183 223V225H186L187 223L183 222V221H180ZM189 222V220L187 221ZM250 222V221H249ZM129 223V222H128ZM167 223H170V222H167ZM174 223V224H175ZM185 223V224H184ZM62 224H64V222H62ZM131 224V223H130ZM137 224V223H136ZM171 224V223H170ZM190 224V223H189ZM187 224L186 227L189 225ZM198 224V225H196ZM20 225V224H19ZM18 225V226H19ZM158 225V223L156 224V226ZM191 228H193L195 230V228L197 230L199 235H201L202 239H204L205 242H200L201 240H198L199 242L196 244H203L206 243L207 246H205V249H208L209 246L213 248V251H217L219 253V255L223 256L224 255V259L225 258H228L230 260V262H228L227 260L228 259H225L228 263L230 264H264V247L262 246L261 248L258 249L259 253H260V260H257L255 258L257 257H253V254H250L252 255V257L250 258L247 257L246 254H244V251L240 250L239 247L236 248L234 244L232 243H229L227 241L222 240V239H219L217 238L213 233H212V230L210 229L211 226H208L209 224L205 223V222H201L200 224L197 223L195 221V224H190ZM65 226V225H64ZM63 226V228H64ZM152 226V224H151ZM150 226V227H151ZM161 226V224L159 225ZM158 226V228H159ZM130 227V226H129ZM153 227V226H152ZM183 227V226H182ZM156 228V227H155ZM185 228V227H184ZM189 228V227H188ZM65 229V228H64ZM63 229V230H64ZM190 229V228H189ZM188 229V230H189ZM227 229V228H226ZM225 229V230H226ZM18 230H15L18 232ZM25 231V229H23ZM187 230V229H186ZM187 230V231H188ZM192 229H190L191 231ZM46 231V230H45ZM155 231V230H154ZM65 232V231H64ZM195 232V233H197ZM15 233V232H14ZM52 233V232H51ZM56 233V232H55ZM25 234V235H26ZM49 234V235H48ZM190 235V234H189ZM198 235V236H199ZM15 236V235H14ZM194 236V235H193ZM18 237V236H17ZM67 237V236H66ZM65 237V238H66ZM219 237V236H218ZM252 237V236H251ZM200 238V236L198 237V239ZM20 239V240H18ZM224 241V242H223ZM47 242V241H46ZM197 242V241H196ZM62 243V242H61ZM64 243H67L66 247L64 248H68V249H73L74 247V242L70 241L68 238L66 239V242L64 240ZM55 244V243H54ZM53 244V245H54ZM236 244V243H235ZM52 245V246H53ZM260 245V244H259ZM57 246V245H56ZM62 246H64V244H62ZM234 246V247H233ZM238 246H240L238 244ZM256 246V245H255ZM55 247V246H54ZM60 247V246H59ZM56 250V253L61 251V248L60 247ZM188 247V246H187ZM186 247V248H187ZM191 247V246H190ZM200 248H204L202 247V245H199ZM260 247V246H259ZM178 248V247H177ZM193 248V247H192ZM191 248V249H192ZM196 248H198L196 246ZM195 248V249H196ZM211 248V249H212ZM235 248V249H234ZM241 248V247H240ZM53 249V248H52ZM55 249V248H54ZM199 249V248H198ZM198 249L194 250V251H197ZM238 249V250H237ZM49 250V249H48ZM64 250V249H63ZM176 250V249H175ZM185 250V249H184ZM183 250V251H184ZM193 250L191 251L190 248L188 250L187 248V251H185L184 253L180 252L181 255L180 257H177L176 258V263L175 264H190V258L192 256V253L194 252ZM215 251V252H216ZM48 252V251H46ZM178 252V251H177ZM216 252V254H217ZM54 252V256H56V254ZM70 253V251H69ZM258 253V252H257ZM256 253V254H257ZM45 257H44V255ZM51 255V254H50ZM194 255V253H193ZM59 255H57V258H58ZM63 256V255H62ZM226 256V257H225ZM255 256V255H254ZM258 257V258H259ZM175 259V258H174ZM61 260V261H60ZM77 260V259H76ZM102 260V259H101ZM90 262V261H89ZM85 263V262H83ZM97 263H101L100 261L97 262ZM69 264V263H68Z\"/></svg>",
  "mask_w": 264,
  "mask_h": 264
}]
</instances>
